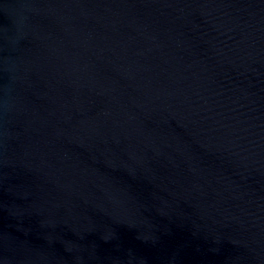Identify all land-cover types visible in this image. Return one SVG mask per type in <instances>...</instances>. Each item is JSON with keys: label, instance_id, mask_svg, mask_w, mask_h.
<instances>
[{"label": "water", "instance_id": "95a60500", "mask_svg": "<svg viewBox=\"0 0 264 264\" xmlns=\"http://www.w3.org/2000/svg\"><path fill=\"white\" fill-rule=\"evenodd\" d=\"M0 264H264V0H0Z\"/></svg>", "mask_w": 264, "mask_h": 264}]
</instances>
